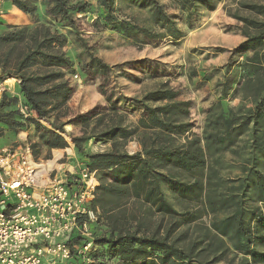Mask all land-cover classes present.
Here are the masks:
<instances>
[{
	"label": "trees",
	"instance_id": "trees-1",
	"mask_svg": "<svg viewBox=\"0 0 264 264\" xmlns=\"http://www.w3.org/2000/svg\"><path fill=\"white\" fill-rule=\"evenodd\" d=\"M41 1L48 17L74 33L78 29L75 17L92 14L91 7L81 6V3ZM118 1L100 0L104 22L122 37L145 46L158 44L167 37L179 40L181 32L176 20H184L188 29L194 30L200 10L214 11L223 0H171L177 14H171L169 7L157 0H120L130 8L148 11L149 18L141 26L114 15ZM35 3L36 0H13V4L32 19L37 13ZM236 4L238 10L249 15L233 16L242 23L240 31L246 38L236 53L244 56L248 76L241 83L226 76L220 96L227 97L237 89L243 100L252 99L254 107L245 111L240 108L239 113L232 112L229 116L218 114L215 119L209 118L203 139L192 133L193 126L189 122L192 103L180 101L179 92L163 87L147 93L141 100H130L141 112L137 126L115 124V119L111 118L110 128L96 135L73 138L70 143L74 148H69L67 140L59 133L66 124H57L61 117L68 116L67 104L74 94V88L66 80V73L74 68V63L63 52L68 37L44 24L32 30L14 28L0 35V78L20 77V95L38 119H56L51 130L32 118L40 142L50 152L62 150L56 152L55 157L77 153L97 171L99 186L93 208L99 212L100 219L93 256L100 264H234L237 259V264H264V252L255 248V225H264V212L251 193V185H258L257 201L264 202V175L258 170L259 157L264 158V0H237ZM21 43L26 45L27 51L19 55L15 73H9L13 69L12 49ZM7 46L10 49L3 52ZM38 66L49 72L25 74ZM81 68L84 74L101 78H107L112 71L94 55L83 62ZM226 68L227 73L232 70L231 65ZM101 91L110 105L109 111L117 113L112 96ZM17 104L18 97L6 95L0 104V115L15 107L9 115L21 123L23 119ZM94 117L92 112L68 124L77 121L87 124ZM249 130L252 136L249 166L243 164V174L235 180L222 178L217 162L212 163L215 158L211 157L234 148ZM140 131L145 135L141 139L142 151L132 155L121 151V142L115 141L119 139L124 144ZM95 137L113 141V150L85 154L83 145ZM33 153L38 157L35 151ZM184 175L191 179L185 180ZM165 189L194 208L178 211L167 199ZM220 214L225 217L218 218ZM155 215L168 218L170 224L149 231L148 218ZM204 216L212 217L209 226L200 221Z\"/></svg>",
	"mask_w": 264,
	"mask_h": 264
},
{
	"label": "rangeland",
	"instance_id": "rangeland-1",
	"mask_svg": "<svg viewBox=\"0 0 264 264\" xmlns=\"http://www.w3.org/2000/svg\"><path fill=\"white\" fill-rule=\"evenodd\" d=\"M69 1L72 5L81 3V6H89L92 11L91 15L75 17L78 26L75 33L52 20L47 14L48 18L42 15L37 18L34 25L22 27L32 30L44 24L53 32L68 37V44L63 48V52L74 63V68L66 73V80L74 88V94L67 104L68 116L61 117L57 121V124H66L64 130L59 133L68 142H73V138L96 135L107 130L112 125L111 118L115 119V124L129 128L137 126L141 112L133 106L130 100H141L147 93L163 87L179 92L180 101L192 103L189 115V122L193 126L192 133L202 139L210 123L209 118L215 119L218 114L229 116L232 112L239 113L240 108L245 111L254 107L252 99L243 100L237 89L231 91L227 97L221 98L220 96L226 76L232 78L235 83L243 82V79L248 76L244 67V56L236 53L237 48L246 38L240 31L242 23L233 16L239 14L242 17H249V15L238 10L237 0H223L216 5L214 11L201 9L200 19L194 30H189L184 20H176L177 29L181 32L179 40L167 37L158 44L145 46L122 37L112 26L104 22L102 17L104 10L100 6V0ZM157 1L162 5H167L171 14H177L171 6V0ZM114 9V15L120 20L136 21L140 26L149 18L148 11L130 8L120 0ZM9 49L10 47L7 46L3 52ZM24 51H27V47L22 43L14 50L12 49L11 68L13 69L9 73H15V64L19 55ZM91 55L101 59L112 68L107 78L88 76L82 72L81 64L89 60ZM228 65L232 68L229 73L226 68ZM47 72H49L48 69L38 66L27 70L25 74L42 75ZM0 73H2L1 69ZM75 74L79 75L78 80L74 79ZM101 90L106 92L107 96H112L113 102L117 104V113L109 111L110 105ZM18 91L21 94L20 85H17ZM12 110H16L15 107L6 109L5 113L0 115V123L12 130L11 140L14 141V137L22 135L20 142L31 145L39 159L48 158L51 152L40 142L33 119L22 120L23 123H19L15 116L9 115ZM92 112L95 117L87 124L80 121L68 124L70 120ZM100 118H103V121H100ZM55 120L52 117L50 121H44L41 124L44 128L52 130ZM144 137V132L140 131L124 144L119 139L115 142H121L120 150L132 155L142 151L141 139ZM251 139L249 130L239 139L234 148L211 157L215 158L212 159V163L217 162L219 175L222 178L235 180L242 176L243 164L249 166L252 151ZM83 148L87 155L111 152L113 141L95 137L85 143ZM58 158H60L59 155L54 161ZM263 163L264 158L260 156L258 170L264 175ZM183 178L191 179L189 175H184ZM251 193L254 202L264 212V202L257 201L258 185H251ZM165 194L180 212L194 208V205L179 201L167 189H165ZM223 217H225L224 214L218 215V218ZM211 218V216H204L200 221L209 226ZM169 224L168 218L163 219L158 215L150 216L147 221L149 231H153L159 225L166 227ZM255 228L257 229L255 248L264 252V225L256 224ZM237 262L238 259L234 264Z\"/></svg>",
	"mask_w": 264,
	"mask_h": 264
},
{
	"label": "built area",
	"instance_id": "built-area-1",
	"mask_svg": "<svg viewBox=\"0 0 264 264\" xmlns=\"http://www.w3.org/2000/svg\"><path fill=\"white\" fill-rule=\"evenodd\" d=\"M21 83L16 75L0 78V104ZM17 109L24 121L38 119L19 97ZM60 151L43 160L28 143L0 149V264H100L93 256L97 171L77 153L62 155L49 168Z\"/></svg>",
	"mask_w": 264,
	"mask_h": 264
},
{
	"label": "crops",
	"instance_id": "crops-1",
	"mask_svg": "<svg viewBox=\"0 0 264 264\" xmlns=\"http://www.w3.org/2000/svg\"><path fill=\"white\" fill-rule=\"evenodd\" d=\"M1 1H2V8L4 9L5 14L0 15V35L10 32L14 28L30 27L34 25L37 22V18L42 17V15L45 18H48L46 17V7L41 0H36L35 6L37 7V13H36V18L34 19H32L31 17L20 11L13 4V0H1ZM8 95L9 97L17 96L23 99L19 94V91L17 92V85L11 89ZM12 134H13L12 130H10L3 123H0V149L6 147H17L25 143L23 141L20 142L21 141L20 139H22L21 138L22 135H17V137H14V141H12L11 140L13 137ZM68 144H69V148H74V145H71L70 141L68 142Z\"/></svg>",
	"mask_w": 264,
	"mask_h": 264
},
{
	"label": "bare ground",
	"instance_id": "bare-ground-1",
	"mask_svg": "<svg viewBox=\"0 0 264 264\" xmlns=\"http://www.w3.org/2000/svg\"><path fill=\"white\" fill-rule=\"evenodd\" d=\"M56 154V153H55ZM62 155H64L63 153H62ZM61 158V157H60ZM59 159V158H58ZM57 159V160H58ZM56 160V161H57ZM56 161H52V162H50L47 166L49 167V168H51V167H53L54 165H55V163H56Z\"/></svg>",
	"mask_w": 264,
	"mask_h": 264
}]
</instances>
